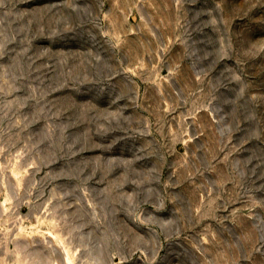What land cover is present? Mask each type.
Masks as SVG:
<instances>
[{"label": "rangeland", "instance_id": "rangeland-1", "mask_svg": "<svg viewBox=\"0 0 264 264\" xmlns=\"http://www.w3.org/2000/svg\"><path fill=\"white\" fill-rule=\"evenodd\" d=\"M0 264H264V0H0Z\"/></svg>", "mask_w": 264, "mask_h": 264}]
</instances>
